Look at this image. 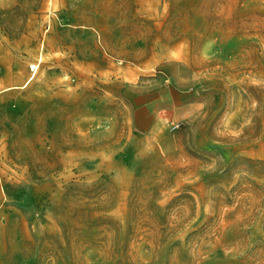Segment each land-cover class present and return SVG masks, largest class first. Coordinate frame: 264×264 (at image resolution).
<instances>
[{"label":"rangeland","instance_id":"rangeland-1","mask_svg":"<svg viewBox=\"0 0 264 264\" xmlns=\"http://www.w3.org/2000/svg\"><path fill=\"white\" fill-rule=\"evenodd\" d=\"M0 264H264V0H0Z\"/></svg>","mask_w":264,"mask_h":264},{"label":"built area","instance_id":"built-area-1","mask_svg":"<svg viewBox=\"0 0 264 264\" xmlns=\"http://www.w3.org/2000/svg\"><path fill=\"white\" fill-rule=\"evenodd\" d=\"M178 125L174 126V128H176Z\"/></svg>","mask_w":264,"mask_h":264}]
</instances>
